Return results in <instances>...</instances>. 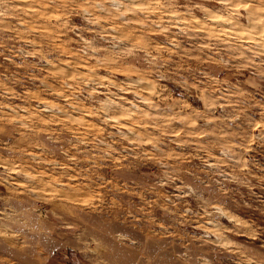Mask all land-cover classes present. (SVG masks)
Returning a JSON list of instances; mask_svg holds the SVG:
<instances>
[{
    "label": "clouds",
    "instance_id": "clouds-1",
    "mask_svg": "<svg viewBox=\"0 0 264 264\" xmlns=\"http://www.w3.org/2000/svg\"><path fill=\"white\" fill-rule=\"evenodd\" d=\"M0 264H264V0H0Z\"/></svg>",
    "mask_w": 264,
    "mask_h": 264
}]
</instances>
